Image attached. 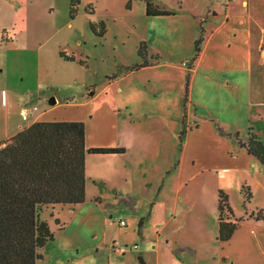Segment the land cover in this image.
<instances>
[{"label": "rangeland", "instance_id": "obj_1", "mask_svg": "<svg viewBox=\"0 0 264 264\" xmlns=\"http://www.w3.org/2000/svg\"><path fill=\"white\" fill-rule=\"evenodd\" d=\"M228 1L232 0H80L78 14L71 19L70 0H0V123L6 114L1 94L9 90V115L15 123H23L20 131L41 120L53 107L72 105L75 107L63 114L83 116L81 122H89V132L94 128L90 144L146 145L140 164L122 161L129 170L127 182L122 165L113 177L122 195L109 190L104 193V208H110L111 203L115 212L99 253L82 248L77 256L74 251L51 248L52 255L37 264H142L141 258L145 264L146 258L151 264H219L215 239L218 191L229 195L233 220H248L251 212L264 209V178L253 168L236 171L228 153L234 152L230 145H211L212 154L206 149L196 163L181 168L186 135L181 142L180 116L184 115L185 97L187 130L203 118L189 105V89L185 91L196 61L192 60L195 42L205 27L202 21L213 13L212 5ZM148 2L152 12L178 14L148 16ZM92 22L105 24L104 37L92 33ZM143 42L148 54H159L160 59L152 66L109 80L123 66L141 62L138 49ZM62 52L76 60L65 61L60 57ZM29 106H37L38 112L25 122L19 115ZM177 117L181 121L178 134L170 122ZM104 124V132L97 129ZM254 133L248 127L241 130L239 138L246 143ZM245 180L253 193L251 204L246 206L241 192V181ZM158 189L163 192L156 199ZM94 192L90 187L89 201L99 194ZM70 210L61 205L42 207L41 219L48 220L55 233L56 221L68 222ZM120 220L127 226L121 227ZM117 247H125L126 252L120 254ZM186 247L196 253L184 250L177 259L173 250Z\"/></svg>", "mask_w": 264, "mask_h": 264}, {"label": "crops", "instance_id": "obj_2", "mask_svg": "<svg viewBox=\"0 0 264 264\" xmlns=\"http://www.w3.org/2000/svg\"><path fill=\"white\" fill-rule=\"evenodd\" d=\"M212 9V15L203 20L204 41L193 69L188 73L189 105L200 111L203 118L195 122L193 129L187 130L183 142L181 168L187 163H196L198 155L206 149L212 154L214 148L211 145H230L231 151L234 152L228 153L236 171L243 173L253 168L261 178H264V165L247 153L241 146V143L245 142L239 138L241 130L250 127L255 131L254 134L264 141V0H232L224 5L213 4ZM9 93V90H3L1 94V104L6 114L0 123V143L18 134L23 124L19 121L15 123L10 118ZM71 107L75 106L53 107L43 113L39 121L84 120L83 116L63 114V111ZM177 118H171L170 122L172 128H177L178 134L181 121ZM180 118L183 120V113ZM86 121L87 148L117 147L124 148L126 152L86 156V202L76 206L61 205L71 209V217L68 222L62 223L61 220H57L56 224L59 226L55 233L51 230L49 221H46L54 234V241L39 249L42 258L37 260L36 264L43 262L47 255H52L51 248L74 251L77 256L82 248L96 250L99 253V247L107 237V228L109 224H113L115 212V209H112L115 205L111 203L108 204L110 208H104L107 201L104 193L109 190L115 195H122L121 188L114 182L116 171L122 165L121 172L127 182L129 170L127 165L123 166L122 161L128 160L140 164L143 152L146 150V145L142 143L141 145L90 144V133L94 128L89 132V122ZM217 125L226 135L220 134ZM97 129L104 132L107 127L104 124ZM128 129L130 132L133 131L132 127ZM235 135H238V138ZM189 181L190 179H187L186 182ZM100 183L103 184L104 191L98 187ZM241 183V188L247 185L246 180ZM182 186H185V183ZM90 187L96 194L99 193L97 187L100 189L93 202L88 198ZM163 189L162 191L160 189L156 199L161 196ZM96 198H99L100 202L95 201ZM175 214L176 212L173 213L172 220L176 218ZM215 239L219 246V264H264V223L244 220L239 223L230 240L218 241L217 236ZM184 250L191 254L196 253L195 250L186 247L173 250L174 256L179 259L180 253ZM57 259H60V256L57 255ZM71 261L72 259L69 263ZM150 262L146 258V264H151Z\"/></svg>", "mask_w": 264, "mask_h": 264}, {"label": "trees", "instance_id": "obj_3", "mask_svg": "<svg viewBox=\"0 0 264 264\" xmlns=\"http://www.w3.org/2000/svg\"><path fill=\"white\" fill-rule=\"evenodd\" d=\"M80 0H70L71 19L78 14ZM152 3H147L148 16H175V11L152 12ZM101 29H98V26ZM203 26V21L201 23ZM95 36L104 37L103 22L90 23ZM205 31L195 42V61L204 41ZM140 63L123 66L118 73L109 77L115 80L119 74H129L152 66L160 59L159 54L149 55L143 42L138 49ZM65 61H75L74 56L60 53ZM81 65L84 61L79 60ZM157 63V62H156ZM188 83V82H187ZM188 87H186V90ZM183 129L181 142L187 134V101H183ZM218 127L221 135L226 133ZM238 138V135H235ZM249 155L264 165V141L252 134L246 143H241ZM124 148H87L86 126L81 121H38L20 131L11 139L0 143V264H36L42 258L39 249L54 241L49 224L41 219V208L49 205H82L86 202V156L88 154H123ZM177 167V164L173 169ZM103 187V184H99ZM160 189L158 190V193ZM244 204L253 198L249 186H243ZM158 195V194H157ZM156 200V199H155ZM150 204L152 210L154 204ZM95 201L100 202L99 198ZM151 210L148 214L150 216ZM218 241H228L239 227L243 218L232 219L234 211L228 194L218 192ZM249 220L264 223V211H253ZM143 225V219L140 221Z\"/></svg>", "mask_w": 264, "mask_h": 264}, {"label": "built area", "instance_id": "obj_4", "mask_svg": "<svg viewBox=\"0 0 264 264\" xmlns=\"http://www.w3.org/2000/svg\"><path fill=\"white\" fill-rule=\"evenodd\" d=\"M224 1V0H223ZM38 112V107L37 106H29L27 108H23L21 110V116L22 119L25 122H28L30 119H32V117L34 115H36ZM119 225L121 227H126L127 226V222L125 220H120L119 221ZM116 250L120 253V254H124L126 252V248L125 247H117Z\"/></svg>", "mask_w": 264, "mask_h": 264}, {"label": "water", "instance_id": "obj_5", "mask_svg": "<svg viewBox=\"0 0 264 264\" xmlns=\"http://www.w3.org/2000/svg\"><path fill=\"white\" fill-rule=\"evenodd\" d=\"M141 263H142V264H144V261H143V259H142V258H141Z\"/></svg>", "mask_w": 264, "mask_h": 264}]
</instances>
